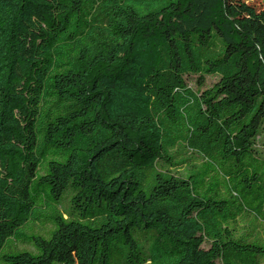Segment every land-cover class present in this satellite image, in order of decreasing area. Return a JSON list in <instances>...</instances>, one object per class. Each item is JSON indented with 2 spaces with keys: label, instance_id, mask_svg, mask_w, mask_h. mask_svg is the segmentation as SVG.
Returning a JSON list of instances; mask_svg holds the SVG:
<instances>
[{
  "label": "trees",
  "instance_id": "obj_1",
  "mask_svg": "<svg viewBox=\"0 0 264 264\" xmlns=\"http://www.w3.org/2000/svg\"><path fill=\"white\" fill-rule=\"evenodd\" d=\"M263 136L264 0H0V264H264Z\"/></svg>",
  "mask_w": 264,
  "mask_h": 264
},
{
  "label": "rangeland",
  "instance_id": "obj_2",
  "mask_svg": "<svg viewBox=\"0 0 264 264\" xmlns=\"http://www.w3.org/2000/svg\"><path fill=\"white\" fill-rule=\"evenodd\" d=\"M249 2H252L253 4L255 5H262V0H247ZM215 80V77L214 76H207L206 78V84L209 85V84H212L213 81ZM190 84L193 86V87H196V83H195V77H193L190 81ZM264 140V136L262 138ZM264 153V152H263ZM69 205V203H68Z\"/></svg>",
  "mask_w": 264,
  "mask_h": 264
}]
</instances>
